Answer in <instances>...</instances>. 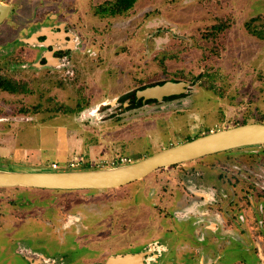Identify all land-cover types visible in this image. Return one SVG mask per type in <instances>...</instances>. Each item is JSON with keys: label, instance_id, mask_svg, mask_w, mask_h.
<instances>
[{"label": "rangeland", "instance_id": "rangeland-1", "mask_svg": "<svg viewBox=\"0 0 264 264\" xmlns=\"http://www.w3.org/2000/svg\"><path fill=\"white\" fill-rule=\"evenodd\" d=\"M5 2L12 13L0 24V79L27 92L0 88L1 170L52 171L57 164L58 171H76L66 165L77 159L84 161L81 169L108 168L120 156L133 163L210 132L264 124V0H134L115 14L106 12L115 0ZM45 26L63 33L69 54L52 69L30 60L35 41L16 40ZM168 81L187 89L164 103L134 102L136 90ZM217 173L263 180L264 145L163 168L114 189L0 188V212H13L0 219V264H27L15 254L24 242L5 232L49 222L53 208L56 217L65 216L64 209L92 215L93 240L67 241L72 260L88 256L87 245L97 244L100 252V242L123 253L138 250H123L125 244L157 237L166 243L172 235L171 244L182 243L179 232L166 231L169 207L195 198L187 187L201 185L202 175L209 184ZM18 212L36 214L18 225L24 217L13 215ZM48 246L50 253L60 252L54 241ZM233 255L242 258L237 250Z\"/></svg>", "mask_w": 264, "mask_h": 264}, {"label": "flooded vegetation", "instance_id": "flooded-vegetation-1", "mask_svg": "<svg viewBox=\"0 0 264 264\" xmlns=\"http://www.w3.org/2000/svg\"><path fill=\"white\" fill-rule=\"evenodd\" d=\"M0 2L9 6L10 11L5 18L6 20L12 13V5L5 2V0H0ZM31 28L32 23L25 29L30 31ZM39 28L29 32L25 38H16V40L25 44L27 40L29 42L35 41L36 44L31 48L35 51L30 52V60H37L36 66L42 69L55 68L56 66L51 64L59 63L61 59H65L69 55L65 54L67 50L63 49L65 46L63 33H57V31L55 33V29L49 26ZM56 53H63V56H56ZM145 88L148 87L134 92L135 103L141 101L144 103H164L169 98L181 95L163 97L160 101L136 99V93ZM192 162L194 161L190 163ZM210 176L212 181L209 184L202 175V178H200L201 185L192 184V187H187L188 192L195 198H190L187 203L186 200L185 202L174 200L169 207L168 219L171 225L166 231L175 235L179 232L183 240L182 243L171 244L174 243L170 239L172 235L166 238V243L159 242L157 237L143 243L135 242L132 246L125 244L123 250L138 249L136 251H125L126 253L108 250L107 245L103 242H100V244L102 243L100 252L96 249L97 244L95 243L94 246H84L85 244H83L85 248L89 247L88 256L72 260L70 249L65 248L71 247L67 244V241L93 240L91 218L88 221L92 215L87 217L79 211L72 212L70 209H64L65 216L56 217L55 214L58 211L54 208L52 215H46L47 220H50L49 222L30 223L36 212H31L30 217H25L26 213L24 212L14 213L13 215L22 213L24 216L17 218L18 225L30 223L32 227L17 228L15 231L12 229V231L9 230L5 234L11 237L14 235L16 237L14 240L24 242L16 244L15 254L22 257L27 264H107L110 258L126 255L136 256L138 260H135V264H264V178L259 175L260 179L263 180L256 182L246 179L244 174L217 173ZM188 182L191 183L192 181L188 180ZM23 208L17 207V209ZM6 213L13 212H0V219H3ZM37 214L44 216L45 213L39 212ZM61 217L63 220H61ZM69 219L73 221L70 222ZM18 220H20V223H18ZM174 221L179 223L180 226L187 225L189 229L191 228V231L183 232L181 229L183 226L178 227L172 224ZM0 226H2L1 222ZM57 229L58 231H56ZM59 230L61 231L59 232ZM99 237L101 236L95 237L97 241L101 240ZM186 237L189 241H185ZM10 240L14 241L13 239ZM28 241H32V243H26ZM34 241H40V243L35 244ZM51 241H54L55 246L60 248V252L50 253L48 251V243ZM58 241H62V243ZM135 241H137V238ZM192 241L193 243H191ZM199 243H205V245L199 246ZM145 244L147 249L143 251ZM55 250L58 251L56 248ZM234 250L241 252L242 258L235 260L234 255L232 257ZM225 257L228 259H225Z\"/></svg>", "mask_w": 264, "mask_h": 264}, {"label": "water", "instance_id": "water-1", "mask_svg": "<svg viewBox=\"0 0 264 264\" xmlns=\"http://www.w3.org/2000/svg\"><path fill=\"white\" fill-rule=\"evenodd\" d=\"M9 11V6L0 2V24L3 23ZM186 87L187 84L184 82L168 81L137 92L136 99L160 101L163 97L184 93ZM262 145H264V124L247 123L210 132L122 166L76 171L0 169V188L22 187L61 191L114 189L140 181L159 169L237 148ZM135 260H138L136 256H118L110 258L107 264H135Z\"/></svg>", "mask_w": 264, "mask_h": 264}, {"label": "trees", "instance_id": "trees-1", "mask_svg": "<svg viewBox=\"0 0 264 264\" xmlns=\"http://www.w3.org/2000/svg\"><path fill=\"white\" fill-rule=\"evenodd\" d=\"M134 0H115V3L111 5L109 9H106L107 13L115 14L127 11L129 8L132 7ZM104 11V10H103ZM221 27V25H220ZM218 27L215 29L218 31L220 30ZM13 82V81H12ZM12 82H5L3 79H0V88L9 92H27V89L24 86L20 87L19 89L15 86ZM245 124V123H243Z\"/></svg>", "mask_w": 264, "mask_h": 264}, {"label": "built area", "instance_id": "built-area-1", "mask_svg": "<svg viewBox=\"0 0 264 264\" xmlns=\"http://www.w3.org/2000/svg\"><path fill=\"white\" fill-rule=\"evenodd\" d=\"M83 163H84L83 160L77 159V160H74V161L68 163V165H66V167L70 170H79V169L83 168V166H82ZM130 163H132V161L129 158L120 156V157H117L114 160L110 161L108 164H109V167H116V166L127 165ZM51 169H52V171H58L59 166L57 164H52Z\"/></svg>", "mask_w": 264, "mask_h": 264}]
</instances>
